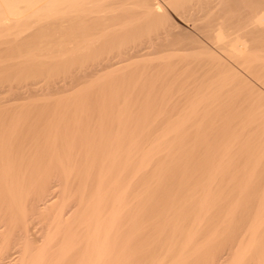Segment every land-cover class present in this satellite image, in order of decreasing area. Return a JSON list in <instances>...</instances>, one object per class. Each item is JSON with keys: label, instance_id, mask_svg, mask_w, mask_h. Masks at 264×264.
<instances>
[{"label": "bare ground", "instance_id": "6f19581e", "mask_svg": "<svg viewBox=\"0 0 264 264\" xmlns=\"http://www.w3.org/2000/svg\"><path fill=\"white\" fill-rule=\"evenodd\" d=\"M166 1H168L171 4L172 9L174 8L178 12L179 16L181 17V18L180 17L179 18L182 19V22H184L187 25L188 29L184 28L182 26H181L182 28L179 27V25H177L178 23L174 24L175 23L174 21H173L174 23L170 22L169 19H171V18H168L167 12L166 11H165L166 13L163 12V10L161 8L164 5L161 6V4L158 0H0V30L5 31V30H8L12 27H16V26H20V25L22 28L25 24L29 25V29L31 28V30L34 34L40 33V32L42 33V31H44V32L47 31L45 33H49L51 31L57 30V29H61V32H62V29H66V30L68 29L70 31V33H72L71 35H69L70 33L69 34L67 33L68 34L67 36H69L68 38H70V40L67 38L66 35H64V36H66V41L68 39L67 43L71 42V44L69 43L68 49L65 50L63 48L64 47L67 48L66 47L67 45L64 46V44H62V42H61V45H63V48L61 47V49L65 50V51L68 50L70 53H72V51L75 52L77 54V57L75 56V53H74V56L76 57L77 60L79 59L78 61H80V64H82L83 62H85V61L87 62L89 60L88 59L89 55H90V53L92 54V52L90 51V48L91 49L93 48L91 46L96 44V42L99 39L103 40V39H101V38H103L102 36H105L108 33L114 31L115 29L112 30L111 28H113L116 25H120L119 23H122L123 21L126 22V21H129L132 19V22H133L135 20L134 21L135 26H136L137 22L138 23H140V22L152 23L153 25H155V23H156L157 24L156 27H158L159 24H162V23L164 24V27H162L161 29H160L161 26L159 25L160 26L159 32L157 31L158 28H157V30H155L156 28L154 27L153 30H155L157 32H154V33L152 32V34L154 35L155 33H157V35L156 36L154 35L155 37L153 38V35L151 34L152 35L151 40L146 42V45H143L144 42L142 43V46H140L137 43L138 45H133L134 47L131 46L132 48L131 47H129V48L124 47L123 48V46H122L123 49H121V48L118 49V45H120V47H121V43H120L121 40L119 37L123 34L118 33L119 31L117 32L118 29L119 30L122 29L123 25H121V27H120L121 29L118 26H116V27H118V29L116 28V30L114 32L118 33V38L115 37V36H117L116 33H115L116 35H114V33H113L114 37L111 36V34L108 35L111 37V38L108 37L109 40H107L108 38L107 39L105 38L107 36L104 37L105 38L104 44L106 41H108L105 44V45H107V46H105V50L107 47L106 55H104V54H102L104 56L99 55V56H101L99 58L97 56L98 60H97V58H94L97 60V61L95 60V62H94V60L91 59L94 62V63H91L93 65L91 66V64L88 62L90 64L91 68L87 63L85 65V67L86 68L89 67L90 69H88V70L85 69L84 72L82 71L83 73H81L80 71H78L80 73L76 72L78 70L77 66H79V65H77L76 66L77 69L75 67L74 68L76 70L73 69L77 74L75 72H74L75 75H73L74 73L71 74L73 72V70H72V72L70 73L72 75V76L70 75L71 78L69 77V75L62 76V77H66V79H67V77H68V79L69 78L70 79L69 80L65 79V81L63 83H58V85L56 84L58 89L63 88L62 90L60 89L61 91H63L66 87H70L75 82L76 83L77 82L82 83L81 81H83V80L89 81V79H87V78H90V77L95 78L96 76L98 77L102 73V71H107V69L109 71V69H111L113 67L115 68V67L121 65L122 63L125 64L126 61H127L126 63H129L128 61L130 59H132L133 57L135 59L139 58V57H135V56H139V54L142 51V49L144 48V46H145V48L148 46L147 47L148 50L150 48V51H148V50L144 51L145 48L143 49V52H141V53H143L144 55L150 54V52L153 48H155V49L152 50V54L157 49L158 50L157 52L164 51L165 55H166L165 51L166 52L167 51L168 52L169 51H175V52L183 51V52H185L187 50L193 49V47L195 46L194 44H196V48H197V45H198L197 43L201 44L202 39H201V43L198 42V39H195L194 36L192 35L193 32L199 33V36H201V38L207 40L210 43L213 42V43H211V45L212 44H213V46L215 45L217 48L224 51V53H227L228 55L232 56L233 58L240 59L241 61L243 60L244 63H245V61H250L252 58H250L246 43L244 42V40H242V35L246 32L252 33V32L257 31V35L263 36V38H264V13L263 14L261 13V15H259L260 13L258 14V12L260 11L259 10L260 7H258L259 11L258 12L256 11L257 16H254V23L256 24V27H253L254 29L252 28V30H249L248 24H247V28H248L247 30H249V31H246L245 27L241 26L237 29V34L236 35L234 34L235 36H231V34H227V29H230L232 22H228L227 20L218 22L215 18L214 13L211 14V12L208 11L211 8L210 7V1L207 0L204 2L203 0H201L204 2V3H202L201 1L197 0V1H199V3H202V4H199V5L198 4H192L191 6H193V7H190V5L187 4L188 2H185V0H166ZM232 1H234V0H232ZM263 1L261 0L260 2H263ZM258 2L259 1H257V3ZM231 3H229V4H231ZM248 3L252 4L251 1ZM253 3H254V1H253ZM170 4H168V5L170 6ZM190 4H191V2H190ZM223 6L225 8V5H223ZM201 10L207 11L210 14L206 13V14H208V17L207 18L205 17L206 18L205 22H203L204 20L201 21V19H200V21L202 23L201 22L197 23L196 19H198V16H200V14H202ZM220 10H223V9H220ZM261 11L263 12L264 10H261ZM246 12L248 13V11H246ZM136 14H138V17L135 16ZM230 15H231V13H230ZM202 16H204V15H202ZM234 16H235V14H234ZM239 16L237 15V18L240 20ZM133 18H136V19H133ZM137 19H139V20H137ZM233 19H236V18H233ZM250 20H251V18H250ZM241 21H242V19L240 20V22ZM101 24H102V26L107 24V26L105 25L104 29L102 27H100V29H102V30L96 29V28H98L99 25L101 26ZM108 24H114V25L113 26L111 25L112 26L111 27ZM152 24H151V26H152ZM132 25H133V23H131V26ZM135 26H132V28H134ZM138 27L140 28V26H138ZM129 28H131V27L129 26ZM129 28H127V29L131 30V31L135 30V29H132V28L129 29ZM139 28H137V29L139 30ZM137 29H136V32L138 31ZM147 29H148V26H147ZM128 30L122 29L120 32L125 33V31H126L127 34L131 33V31H128ZM148 31H150V30H148ZM16 32L17 31H15V33ZM63 32H66V31H63ZM190 32H191V34H190ZM9 33H10V31H9ZM52 33H54V31ZM55 33H56V31H55ZM19 34L22 35V33H19ZM25 34H27V33L25 32ZM61 34H63V33H61ZM119 34H120V36H119ZM11 35H12V33H11ZM16 35H17V33H16ZM13 36H14V34H13ZM150 36H149V38H150ZM181 36H183V37L186 36V38H184V40H183V37H181ZM252 36H254V35H252ZM46 37H47V35H46ZM123 37H124V35H123ZM180 37L182 38L181 41H183V42L180 41ZM189 37H190V39H189ZM187 38L190 41H187ZM258 38H262V37H258ZM51 41H52V43L56 42V41L54 42V40H51ZM144 41H146V40H144ZM254 41H253V43H254ZM42 42L45 44L46 42L47 43L50 42V40L46 41V42H44V41H42ZM188 42L192 46H189ZM256 42L257 41H255V43ZM37 43H36V45L34 44L35 47H33V48H35V50H36L37 45H38L37 48H40V47L46 45V44L44 45L43 43H40V42H37ZM56 43H58V42H56ZM99 43H101V41ZM55 44H53V45H55ZM59 44L60 43H58L57 46L56 45L55 46L58 47ZM98 44H96V45L98 46ZM102 44H99V45L102 46ZM122 44H124V43H122ZM47 45L49 46L50 44L48 43ZM69 45H71V46L69 47ZM32 46H33V44H32ZM55 46H53V48ZM103 46H102V49H103ZM151 46H153V48ZM262 46H264V44ZM2 48H5V47L0 45V49H2ZM50 49H51V47H50ZM199 49H201V47H199ZM40 50H41V48H40ZM57 50H58V48L54 49V51H52V52L56 53ZM197 50H198V48H197ZM65 51H62V52H64V55L69 53L68 51H67V53ZM213 51H214V49H213ZM30 52H33L34 55H36L35 51H30ZM52 52H50V53H52ZM100 52H101V50H100ZM146 52H148V53H146ZM57 53L54 55L57 56ZM180 54H182V53H180ZM96 55H97V53L95 50V56L93 54L91 56L96 57ZM176 55H177V53H176ZM20 56H22V55H20ZM52 56H53V54H52ZM55 56H53V57L49 56V61L52 58L53 59L56 58ZM173 56H175V55H173ZM186 56H187V54H186ZM189 56H192V55H189ZM218 56L216 57L217 60H219ZM140 57H141V54H140ZM214 57H215V55H214ZM226 57H227V55H226ZM22 58H25V56ZM29 58H30V55H29ZM33 58H35V56H33ZM15 59H13V60L15 61ZM26 59H27V57H26ZM60 59H62V57ZM139 59H141V58H139ZM222 59L223 58H221L220 60H222ZM31 60H30V62H32ZM169 60H171V59H169ZM174 60H176V59H174ZM191 60H194V59H191ZM208 60H207V62H208ZM51 61H50V64H53V62L55 63V61H52V63H51ZM72 61H73V59H72ZM72 61H71V64H72ZM33 62H35V60ZM36 62H39V61H36ZM76 62L77 61L75 60V63ZM130 62H131V60H130ZM177 62H178V60H177ZM194 62H195V60L192 63L189 61H188V63H181L179 68L176 66L177 67L176 72L175 73L172 72L174 75L172 74V76H170V78L167 77V78H169V81L175 80L177 82V80H181L183 78V74H184L185 70L189 69L191 67V64L193 65ZM220 62L218 61V63H220ZM257 62H258V60H257ZM78 63H76V64H78ZM135 64H136V62H135ZM196 64H198V63H196ZM73 65H74V63H73ZM83 65H84V63H83ZM178 65H179V63H178ZM202 66H204V65H202ZM167 67H168V65H167ZM70 68L71 67H69V69ZM82 69H83V67H79V70H82ZM175 69H174V71H175ZM32 70H33V66H32ZM115 70H116V68H115ZM231 70H232V68H231ZM35 71L37 72L38 70H35ZM64 71L65 70H63V72ZM224 71H225V69H224ZM113 73H114V71H113ZM163 73H164V71H163ZM25 76H27V75H25ZM5 79H7L6 76H5ZM13 79H14V77H13ZM52 79H51V81H52ZM54 79H56V78H54ZM165 79H166V77H165ZM39 80H40V78H39ZM91 80H90V82H91ZM100 80L96 79V82L100 81ZM103 80H105V79H103ZM56 81L59 82V79ZM166 81H164V82H166ZM13 82L14 81H12V83ZM57 82H55V80H54L52 83L55 84ZM172 82H174V81H172ZM19 83H20V81H19ZM38 84H39V82H38ZM53 84L52 85L50 84V85L52 86V90H55L56 86L54 85L55 87H53ZM98 85H99V83H98ZM78 86L81 87V85H78ZM34 87H32V88H34ZM5 88L7 90V87H5ZM39 88H38V91L41 90ZM74 88H72V89H74ZM85 88H84V90H85ZM10 89H12V88H10ZM23 89H26V88H23ZM58 89H57L56 93L58 91H60ZM48 91H47V94H48ZM81 91H82V89H81ZM9 92H11V91H9ZM9 92H8V94H9ZM32 92H34V90H32ZM44 93H45V90H44ZM82 93H84V92H82ZM85 93H87V92H85ZM16 94H17V92H16ZM23 95L25 96L24 93H23ZM68 95L69 94L67 93V96ZM12 96H15V94ZM58 96L59 95H57V97ZM64 96H66V94ZM64 96H63V98H64ZM18 97H16V98L18 99ZM60 97H62V95ZM60 97H58V98H60ZM26 98H28V97H26ZM46 99H47V97H46ZM48 99H50V98H48ZM68 100H69V97H68ZM0 102H1V98H0ZM52 104H54V103H52ZM72 104H73V102H72ZM87 104H89V103H87ZM67 105H68V102H67ZM9 110H10V107H9ZM18 110H20V109H18ZM46 110H48V109H46ZM67 110L63 112L65 115L61 114L62 117L63 116L66 117V115L70 116V114H72L70 111H67ZM15 111H16V109H15ZM54 112H56V111H54ZM57 113H58V111H57ZM59 113H61V112H59ZM59 113L57 115L61 116V115H59ZM86 113H87V110H86ZM54 114H56V113H54ZM38 116H39V114H38ZM98 116L101 117L100 115H98ZM115 116H117V115H115ZM62 117H60V118H62ZM60 118L55 119L57 121L59 119L58 122L50 123V124H48V126L46 125L47 126L46 128H48V129H45L44 132L39 131V129H40L39 128L38 129L39 133L42 132V134H43L47 130L48 134L47 133H45V134H47L48 137L53 136L54 140L58 139L57 137L59 135L58 132L61 130L60 128L63 127L62 129H65L67 127V125H69L68 121H66L67 122L66 123L64 120V123H66V124H64L62 121L63 118H62V120H60ZM69 118H71V116ZM69 118L67 117V119H69ZM94 118L96 120V116ZM94 118H92L93 123H94ZM4 119H6V117ZM87 120H89V118H87L85 121H87ZM98 120H99V122H100V120H101V122H103L102 118L98 119V117H97V121ZM69 121H70V119H69ZM90 122H91V120L89 121V123L87 121V123L90 124V127H91ZM101 122H100V124H101ZM29 123H30V121H29ZM4 124L3 125L0 124V126L1 125L5 126ZM77 124L75 126H77ZM83 124H86V123L84 122ZM88 124H87V127H84L82 124H80L79 128L82 125L83 128L88 129L87 131H89L90 133H86L87 132L86 130L83 131L82 126H81V128H82L81 132H77V131L72 132L75 128H77V127H75V128L73 127V129H71V132L67 131L66 134L64 135V138H62L61 141L59 140L60 144H58V146L59 145L60 146L59 147L57 146L58 149L53 148L54 150H52V151L50 150V154H48L46 156V158H44L45 160L43 159V161H41V163L39 162V163H35V164L34 163L29 164L31 166L30 167L27 166L26 167L27 169L26 168L24 169L23 168L24 166L18 165L21 163V161H20V163L17 162L18 164H16V163L11 164L8 161V159L10 157H12L13 155L15 156V154L20 152L19 150L22 147L20 143L17 144L18 142L14 141L16 144L15 145L16 147H12V146L9 147L8 146V148H4V146H0V201H1L0 209H3V211L7 215L10 212L11 217H10V219L7 220L8 223H10V224L13 223L12 224V226H13L15 224V221H16L21 226V232L18 235H15V237L12 238L13 240L11 239V236H9L10 239L9 238H3L4 236L0 237V264H264V180H253V179L248 178V180H246L244 182L241 181L242 183L239 181V183L237 184V182L231 183L230 180L229 181L225 180V178H224V181H220V182L215 183V182H212L213 178H212V180H209V178H208V182L207 181L206 182L205 181L204 182H202V181L198 182L195 180L196 183H193V184L191 183L193 181H190V184H188L190 179L188 180V183L187 182L185 183V181H183V180H181V181L177 180V182L180 181L179 183H181V182L185 183V184L184 183L179 184V183L175 182L174 178H173L174 180L173 181L171 180V182H170L169 178L165 177L166 179L169 180L170 183H173V184L176 183V185H173V184L169 185L170 183L167 180V182L169 184H167V185L165 184V185L168 186V188H169L168 189V188H166V186L164 184L162 185L161 183L158 182V179H157L158 176L157 177L152 176L153 184H151L152 183V181L150 180L151 178L149 179V181H151V183H149V181L145 182L144 180L146 178L143 180L145 183H143L142 177H141L142 175L140 176V174H143V176H144L145 172H147V174H148L149 170H151V172L153 174V171H156V169H157L155 167V165H157L156 163H159L158 160H159L160 156L159 157L157 156L158 160L156 157H154V158H156L155 164H154V158H153V154H154L153 151L157 150V148L155 147L154 150H152L151 148H145V149L139 150V152H137L138 151L137 149H136V151H134V149L130 148V147H128L127 149L125 148L123 150V148H121L122 147L121 141L123 140L122 138H119L116 135H115L116 137H114V136L109 137L112 134H110V135H108V137L104 138V134H105L104 132L107 131L108 129L104 131L103 130L104 128H102L103 125L100 126V124L97 122V124L100 127H98V125L96 123H95V125L92 124V127L94 125V126H97L96 128H99L98 129L99 133L98 132L96 133V131H95V133L97 135H99V139L97 140L96 134L89 130ZM119 125H121V124H119ZM71 126H72V124H71ZM7 127H8V125H7ZM31 127H32V125H31ZM92 127L90 128L91 130H93ZM28 128H30V126H28L26 129H28ZM79 128H77V129L79 130ZM81 128H80V130H81ZM93 128H95V127H93ZM108 128H109V130H113V129L117 128V125L115 123H111L110 126H108ZM119 128H120V126H119ZM14 129H15V127H14ZM26 129L25 130L23 129V131H20L23 136H24L23 132H25ZM31 129L34 130L36 128H31ZM42 129H40V130H42ZM124 129H126L125 126H124ZM10 130H12V129H10ZM48 130H49V132H48ZM65 130H68V129L66 128ZM65 130H64V132H65ZM15 131H16V129H15ZM29 131H31V130H29ZM29 131H27V133L26 132L25 133L29 134L28 133ZM34 131L36 133L37 129ZM12 132H10V135L14 133V132L13 133ZM108 132L110 133V131H108ZM1 133H2L3 138H4L5 133L3 134L2 129L0 128V134ZM39 133L37 132V134H39ZM159 133H161V132H159ZM8 134H9V132H8ZM41 135H39V136L41 137ZM159 135L160 134H158V136ZM26 136H28V135H26ZM162 136H163V133H162ZM165 137H167V136L164 133L163 138H165ZM12 138H13V136H12ZM25 138H23V139H25ZM131 138H132V135H131ZM194 138H196V137H194ZM59 139H61V138H59ZM147 140H148V138H147ZM21 141H22V139H21ZM21 141H19V142H21ZM56 141H58V140H56ZM140 141L142 142V139ZM175 141L176 140H174V142ZM27 142H28V140H27ZM136 142H137V140H136ZM159 142H158V145H159ZM24 143H25V141H24ZM55 143H53V144L55 145ZM129 143H131V142H129ZM9 144H11V142ZM46 144L47 143H45V145ZM72 144H73V146H75L74 151H76L78 149L77 153L72 151V149L74 147L72 149L70 148V147H72ZM133 144H137V143H133ZM94 145H97V149H96V147H95V149H93ZM145 145L142 144V146H145ZM154 145H152V146H154ZM158 145H156V146L158 147ZM163 145H164V143H163ZM165 145H166V143H165ZM175 145H176V143H175ZM175 145H173V146H175ZM230 145H232V144H230ZM36 146H37V144H36ZM40 146L42 147V145H40ZM138 146H140V144ZM27 147H29V146H27ZM76 147H77V149H76ZM152 148H154V147H152ZM167 148H168V146H167ZM40 149H43V148H40ZM162 149H163V147H162ZM182 149H184V148H182ZM83 152H84V154L82 155ZM133 152H137V153H133ZM154 152H157V151H154ZM162 152H164V150ZM78 153H80L79 155H81L82 160H85V161H83L85 163L82 164V162L80 160H78L77 155H75ZM158 153L160 154L159 151L157 152V155H159ZM19 155H21V154H19ZM45 155H44V157H45ZM154 155H156V154H154ZM211 155H213V154H211ZM73 156H74V158L76 157L75 158L76 160L73 159ZM83 156H85V159H83ZM165 156H164V158H165ZM15 157H14V159H15ZM29 157H30V155H29ZM78 157H80V156H78ZM258 157H260V156H258ZM81 158H79V159H81ZM176 158L178 159V157H176ZM71 159H73L74 161L78 160L77 162L80 161V163L82 165H80V166L78 165V167H74L75 164L71 163ZM174 160H175V158H174ZM152 161H153V166L151 164ZM185 161H187V160H184V162ZM77 162H75V163L77 164ZM212 162H214V161H212ZM150 165L152 166V168ZM160 165H161V163H160ZM160 165L158 166V169H159ZM220 165H222V164H220ZM148 166H150V169L148 171H145L146 170L145 168ZM175 166H177V165H175ZM210 166L211 165H209V167ZM153 167L155 168V170ZM216 168H218V166ZM219 168H222V167L219 166ZM164 169H163V172H164ZM168 169H170V168L168 167ZM252 169H254V168H252ZM53 171L55 173L57 171L58 179L56 178V176L55 177L52 176L53 174L51 175V173ZM142 172H144V173H142ZM156 173H157V171L153 175H155ZM181 173L183 175H184V173L186 174L185 171H184V173L183 172H181ZM215 173L216 172H214V174ZM254 173L255 172H252V174H254ZM165 174H166V172H165ZM210 174H212V173H210ZM210 174L208 176H211ZM49 175L51 177H49ZM139 176L141 179H139ZM223 176H225V175H223ZM159 177H160V175H159ZM213 177H215V176H213ZM220 177H222L221 174H220ZM249 177L251 178V176H249ZM49 179L52 181V182H50L51 185L49 184L50 185V187H49V185L46 184L47 188L49 187L48 188L49 190L47 192H44V190L46 188V186L44 187V184H45V182L50 181ZM153 179L156 180V183ZM139 180L142 183L138 182ZM147 180H148V177H147ZM165 181H162V182L166 183ZM209 181H211V182H209ZM60 182H61V184L63 183V185H64V188L62 186L63 192L60 189L57 190V185H60ZM139 183H141L140 187H138ZM170 186L173 188H170ZM35 187H37V191H36L37 194L34 191H32V189L34 190ZM237 188H240L241 190H238ZM235 189H237V190H235ZM233 190H235V192L238 191L239 193L237 192L236 194H234V193L231 194V191H233ZM31 191H32V193L35 194L34 197H32ZM244 191H246V192L244 193ZM30 198H31V200H30ZM3 211L1 210V212H3ZM7 211H8V213H6ZM1 214H3V213H1ZM4 221H6V220H4ZM4 224H3V222L0 224V234L2 232L1 229L4 228L3 227ZM15 225H17V224H15ZM6 228H7V226H6ZM11 233H14V232L11 231ZM11 233H9V234H11Z\"/></svg>", "mask_w": 264, "mask_h": 264}, {"label": "rangeland", "instance_id": "374dc122", "mask_svg": "<svg viewBox=\"0 0 264 264\" xmlns=\"http://www.w3.org/2000/svg\"><path fill=\"white\" fill-rule=\"evenodd\" d=\"M158 1L160 2L161 6L164 5L161 8H162L163 12H165V11L167 12L168 18H171V19H169L170 22L174 21L175 23L174 22L173 23L174 24L178 23L177 25H179V27L182 26L184 28H187V25L184 22H182V19H180L181 17L179 16L178 12L174 8L172 9L171 4L168 1H166V0H158ZM199 1H201V0H199ZM199 1H197V0H185V2H188L187 4H189L190 7H193V6H191L192 4H198L199 5V4L204 3L207 0H203L204 2L201 1L202 3H199ZM208 1H210V7L212 8V9L210 8L211 10L209 9L208 11H210L211 14L214 13L215 18L218 22L226 21V20L228 22H232V25L230 24L231 25L230 29H227V34H231V36H235L237 34V29L241 26L245 27L246 31L252 30L253 27H256V24L254 23V16H257V12L259 10H260L258 12V14L260 13L259 15H261V13L262 14L264 13V11L263 12L261 11V10H264V3H263L264 1L263 0H262L263 2H260L261 0H249V1L248 0H237V1L236 0H234V1H232V0H228V1L227 0L226 1L225 0L224 1L223 0H215V1L214 0H208ZM250 1L252 2V4L248 3ZM253 1H254V3H253ZM257 1H259V2L257 3ZM190 2H191V4H190ZM229 3H231V4H229ZM168 4H170V6ZM223 5H225V8ZM258 7H260L259 10H258ZM220 9H223V10H220ZM246 11H248V13ZM206 13L210 14L207 11H202V14H200V16H198V19H196L197 23H200L202 20H204L203 22L206 21L205 19L208 17V14H206ZM230 13L232 16L230 15ZM234 14H235V16H234ZM202 15H204V16H202ZM237 15L238 16L240 15L239 18H240V20L242 19L241 22L237 18ZM135 16L138 17V14H136ZM233 18H236V19H233ZM250 18H251V20H250ZM133 19H136V18H133ZM200 19H201V21H200ZM137 20H139V19H137ZM134 21L132 22V19L129 21H126V22L123 21L122 22L123 24L119 23L120 25H116V26H118L120 28L121 25H123L122 29L128 30L127 28H129V26L131 28H132V26H135ZM131 23H133L132 26H131ZM144 23L145 22H140V23L137 22L136 23V26L134 28H132V29H135L134 31L136 32V29L139 28L138 26H140L139 30L137 29L138 31L136 33L134 31L128 30V31H131V33L127 34L125 31V33H126L125 34L124 32L123 33L120 32L122 30L121 28H120L121 30H119L118 27H116V26L111 28L112 30L113 29L116 30V28H117L118 29L117 32L119 31L118 33L124 35V37H123V35L120 36V34H119V36H120L119 38L121 40V42H120L121 47H120V45H118V49H120V48L123 49L124 47L129 48L131 46L134 47L133 45H138V44L140 46H142L143 42H144L143 45H146V42L151 40V37L153 35L152 32L153 33L157 32V31L159 32V30L162 27H164L163 23H162L163 25L159 24L161 27L159 25H158V27H156V25H157L156 23H155V25H153L152 23H145V24ZM114 24H108V25L113 26ZM151 24H152V26H151ZM247 24H248L249 30H247L248 29ZM27 25L26 24L24 26L22 25L23 26L22 28L20 25V26H16L17 28L12 27V28L5 30V31L0 30V45L5 47V48H2L3 50L0 49V64H1L0 65V72H1L0 73V78H1L0 79V98H1V102H0V121L1 122H0V124L3 125L5 123L4 124L5 126H2V125H1L2 127L0 126L3 134L5 133L4 138H3L2 133L0 134V146H4V148H8V146L9 147L10 146L16 147L15 146L16 141L18 142L17 144L20 143L22 146L19 150L20 152H18L21 155H19L17 153L18 155L15 154L16 157L13 155L12 156L13 158L10 157L8 159V161L11 164H15V163L18 164L21 161V163L18 165L24 166L23 168L25 169L27 166H29V167L31 166L29 164H33V163L35 164V163H39V162L41 163V161H43V159L46 158V156L48 154H50V150L51 151L54 150L53 148L58 149L57 146H58V144H60V141L62 140V138H64V135L66 134L67 131L71 132V129H73V127L79 128L80 124H82L84 127H87V124L89 123L90 120H91V122H90L91 127H92V124L95 125V123L97 124V122L100 124L101 120H100V122H99V120L97 121V117H98V119L99 118L103 119L102 120L103 122H101V124H100V126L103 125L102 126V128H104L103 130L105 131L108 129L107 131L104 132L105 133L104 138L108 137V135H110V134H112V135L109 137L118 136L119 138H122L123 140L122 141L120 140V141H121V145H122L121 148H123V150L125 148L127 149L128 147H130V148H133L134 151H136V149H137L138 150L137 152H139V150H141V149L151 148L152 150H154L156 147L157 150H154V151L160 152V154L158 153L159 155H157V152L153 151V153L156 154V155L153 154V158L156 157L158 160V157L160 156L159 160H158L159 163H156L157 165H155V167L157 168L156 169L157 173L155 175H153L156 171L152 170L153 171V174H152L151 170H149L151 165L148 166L149 168L146 167L145 171H148V170L149 171H148V174H147V172L144 171L145 172L144 176H143V174H140V176L142 175L141 176L142 181L145 178H146L144 180L145 182H148L150 178H151L150 180L152 181V176L153 177H157V176L159 177V175H160V177L159 178L157 177V179H158V182L161 183L162 185L163 184L167 185L171 182V180L173 181L174 179H175L176 183H179L181 180L185 181V183L186 182L188 183V180L190 179L188 184H190V181H193V182H191L192 184L196 183V181H198V182H201V181L206 182L207 181L208 182V178H209V180H212V178H213L212 182H215V183L220 182V181H224V178H225V180H228V181L230 180L231 183L237 182V184L239 183V181L244 182V181L248 180V178L253 179V180H264V46H262L264 44V38H263V36L257 35V31L252 32V33L246 32L242 35V40H244V42L246 43L248 53L250 55V58H252L250 61H245V63L243 62V60L241 61L240 59L233 58L232 56L228 55L227 53H224V51L220 50L219 48H217L214 45L216 47L215 48L213 46V44L211 45V43H213V42L210 43L207 40L201 38V36H199V33L193 32L194 34L192 33V35L194 36L195 39H198V42L201 43V39H202L201 44L197 43L198 44L197 45L198 50L196 48V44H194L195 46L193 47V49L187 50L185 52H183V51H181V52H175V51H169L168 52L167 51L166 52L165 51V53H166V55H165L164 51L157 52L158 50L156 49L155 50L156 53L154 52L152 54V50H154L155 48H153V46H151L153 49L151 48L152 50H151L150 54L144 55L143 53H141V52H143V49L145 48V46H144V48L140 52L141 57H140V54H139V56H135V57H139L141 59H139V58L135 59L133 57L134 59L133 58L130 59L131 62L129 60L128 61L129 63H126L127 62L126 61L125 64L122 63L121 65L115 67L116 70L113 67V68L109 69L110 72L107 69V71H102V73L98 77L96 76L95 78L94 77L87 78V79H89V81L83 80L84 82L83 81H81L82 83L77 82L78 84L75 82L71 86L69 85L70 87H66L63 90L64 91L63 92V91H61L63 88L62 89L60 88L61 89L60 90L56 86V84L58 85V83H63L65 81L66 77H62V76L69 75V77L71 78V76H72L71 74H73L75 72L74 70H76L77 67H78V70L76 71L77 73H80V72L83 73L85 71V69H87V70L90 69L91 66L93 65L91 63H94L96 60L94 58H97V56L99 58L101 56L106 55V53H107V51H106L107 47L105 50V46H107V45H105V44L108 41H106L104 44V41H105L104 39L105 38L107 39L108 37L111 38L110 36H108L110 34L113 37H114V35L117 34V36H115V37L118 38V33L114 32L115 30L108 33L107 35H105L106 34L105 33L104 35L107 37L102 36L103 38H101V39H103V40L99 39L101 41V43H99L100 42L99 40L96 42V44H98V43L102 44L103 43L102 44V46L104 45L103 49H102V46H100L99 44H98V46L96 44H94L96 47L94 45L91 46L96 50L97 55H96V57H94L95 56V50L93 48L92 49L90 48V51L92 52V54L94 56H91L92 54L90 53L89 58H88L89 60L87 59L88 61L87 62L85 61L86 63L83 62L84 63V65H83V63L80 64V61H78L79 59L78 60L76 59L77 54L75 52L72 51V53H70L67 50L69 52V53H67V51H65L66 49H68V44L69 43L71 44V42L67 43L68 39L70 40V38H68L69 36H67L70 33V31L68 29H67L68 31L66 29H62V32H61V29H57V30H53L54 33H52L53 31H51V32L48 31L49 33H45L47 31H45V32L42 31V33L40 32V33L34 34L31 30V28L29 29V25L28 26ZM105 25L107 26V24H105ZM104 26H102V24H101V26L99 25L98 28H96V29L99 30L100 27H102L104 29L105 28ZM147 26H148V29H147ZM154 27L156 28L155 30H157V28H158V30L157 31L153 30ZM159 27H160V29H159ZM131 28H129V29H131ZM100 30H102V29H100ZM148 30H150V31H148ZM9 31H10V33H9ZM15 31H17L16 32L17 35H16ZM55 31H56V33H55ZM63 31H66V32H63ZM18 32L22 33V35L19 34ZM25 32L27 34H25ZM11 33H12V35H11ZM61 33H63V34H61ZM113 33H114V35H113ZM13 34H14V36H13ZM71 34L72 33H70L69 35H71ZM190 34H191V32H190ZM251 34L254 35L255 37L252 36ZM46 35H47V37H46ZM64 35L67 36V38H68L67 41H66V36H64ZM148 35L149 36L151 35L150 38ZM154 35L156 36L157 33H155ZM154 35H153V38L155 37ZM256 35L258 37H262V38H258ZM183 36H181V37H183ZM181 37H180V41L182 40ZM109 38L107 40H109ZM184 38H186V36L183 37V40H184ZM189 39H190V37H189ZM189 39L187 38V41H190ZM253 39L257 42L255 43V41ZM45 40L46 41L50 40V42H48L50 44L49 46L47 45L48 43ZM51 40H54V42L56 41V42L60 43L58 45V47H56L58 43H56V42H55L56 44L52 43ZM144 40H146V41H144ZM42 41L46 42L45 43L46 45ZM253 41H254V43H253ZM37 42L43 43L45 46L40 47L41 48V50H40V48H37V46H38L37 45L36 50H35V48H33V47H35L34 44L36 45ZM61 42H62V44H64V46L67 45L66 46L67 48H65V47L63 48V45H61ZM181 42H183V41H181ZM122 43H124V44H122ZM32 44H33V46H32ZM51 44L52 45L55 44L56 46L53 45V46H55L53 48V46ZM188 44H189V42H188ZM70 46L71 45H69V47ZM122 46H123V48H122ZM189 46H192V45L189 44ZM46 47L47 48L49 47V48L47 49ZM50 47H51V49H50ZM61 47L65 50H62ZM147 47L145 48L146 50L144 49V51L148 50ZM199 47H201V49H199ZM57 48H58V50H57L58 53L55 51L57 53V56H55L54 54H56V53H54L52 51H54V49H57ZM213 49H214V51H213ZM100 50L102 53L100 52ZM30 51H35L36 55H34V53L30 52ZM62 51H65L67 54L65 53L66 55H64V52H62ZM148 51H150V48ZM50 52H52V53H50ZM27 53L30 55V58H29V55ZM74 53H75L76 57L74 56ZM146 53H148V52H146ZM176 53L178 56L176 55ZM180 53H182V54H180ZM52 54L56 58L50 59V61L51 60L55 61V63L53 62V64H50L49 56L53 57ZM102 54H104V55H102ZM186 54H187V56H186ZM20 55H22V56H20ZM99 55H101V56H99ZM173 55H175V56H173ZM189 55H192V56H189ZM214 55H215V57H214ZM226 55H227V57H226ZM24 56H25V58H22ZM33 56H35V58H33ZM217 56H218L219 60H217V58H216ZM26 57H27V59H26ZM61 57H62V59H60ZM12 58L13 59L16 58L15 61ZM98 58H97V60H98ZM221 58H223V59L220 60ZM29 59L30 60L32 59L31 60L32 62H30ZM72 59H73V61H72ZM91 59L94 60V62ZM167 59L168 60L171 59V60L168 61ZM174 59H176V60H174ZM191 59H194L195 62L198 64H196L195 62H194L195 64L194 63H193V65L191 64V67L189 69L185 70V72L183 74V78L181 80H177V82L175 80L169 81L170 76H172V74L176 72L177 67L179 68L181 63H188V61L192 63L194 60H191ZM34 60H35V62H33ZM75 60L77 61L76 63H78V62L79 63L76 64ZM177 60H178V62H177ZM207 60H208V62H207ZM257 60H258V62H257ZM36 61H39V62H36ZM52 61H51V63H52ZM71 61H72V64H71ZM218 61L219 62L221 61V62L218 63ZM88 62L91 64V66ZM135 62H136V64H135ZM73 63H74V65H73ZM87 63L90 66V68L85 67V65ZM178 63H179V65H178ZM31 65L33 66V70H32ZM77 65H79V66H77ZM167 65H168V67H167ZM202 65H204V66H202ZM69 67H71L72 69L71 68L69 69ZM79 67H83V69L79 70ZM231 68H232V70H231ZM34 69L38 70V71L36 72ZM174 69H175V71H174ZM224 69H225V71H224ZM63 70H65V71L63 72ZM72 70H73V72H72ZM78 71H80V72H78ZM113 71H114V73H113ZM163 71H164V73H163ZM75 73L73 75H75ZM25 75H27V76H25ZM5 76L7 79H5ZM164 76L166 77V79ZM13 77H14V79H13ZM167 77H169V78H167ZM39 78H40V80H39ZM52 78L53 79L56 78V79H54L55 82H57L56 80L59 79V82L53 84L52 82L54 80ZM51 79H52V81H51ZM69 79L67 77L66 80H69ZM96 79L97 80L101 79V80L96 82ZM103 79H105V80H103ZM90 80H91V82H90ZM12 81H14V82L12 83ZM19 81H20V83H19ZM164 81H166V82H164ZM172 81H174V82H172ZM38 82H39V84H38ZM114 82L115 83L117 82V83L115 84ZM98 83H99V85H98ZM50 84L51 85L53 84V87L56 86V89L54 88L55 90H52V86ZM78 85H81L82 88ZM31 86L32 87L35 86L34 87L35 89L32 88ZM5 87H7L8 91L6 90ZM10 88H12V89H10ZM23 88H26V89H23ZM38 88L41 90L38 91ZM72 88H74V89H72ZM84 88H85V90H84ZM57 89L60 91H58L56 93ZM81 89H82V91H81ZM32 90H34V92H32ZM44 90H45V93H44ZM9 91H11V92H9ZM47 91H48V94H47ZM8 92H9V94H8ZM16 92H17V94H16ZM22 92L28 98H26ZM82 92H84V93H82ZM85 92H87V93H85ZM67 93L69 94L68 96H67ZM14 94H15V96H12ZM65 94H66V96H64ZM57 95H59L58 97H60L62 95V97L58 98ZM63 96H64V98H63ZM16 97H18V99ZM46 97H47V99L48 98H50V99L47 100ZM68 97H69V100H68ZM67 102H68V105H67ZM72 102H73V104H72ZM52 103H54V104H52ZM87 103H89V104H87ZM9 107H10V110H9ZM45 108L48 110H46ZM15 109H16V111H15ZM18 109H20V110H18ZM53 110L56 112H54ZM66 110L70 111L72 113V114H70L71 118H69L70 116H68V115H66V117H64V116L62 117L61 114L65 115L63 112ZM86 110H87V113H86ZM57 111H58V113L61 112V113H59V115H61V116L57 115L58 114ZM54 113H56V114H54ZM38 114H39V116H38ZM98 115H100L101 117H99ZM115 115H117V116H115ZM90 116L92 118H94L96 116V120L94 118V123L92 122L93 119ZM5 117H6V119H4ZM60 117H62L63 120ZM67 117L70 119L71 122L69 121V119H67ZM57 118H60V120H62L63 123H64V120H65V122L68 121V124H69L66 127L68 130H65L66 129L65 127H64L65 129H62L63 127L60 128L63 132L61 130L58 132V134H59L57 137L58 139H56L58 141L54 140L53 136L48 137L47 136V134H48L47 130L45 132L47 134H45V133L42 134V132L39 133V131L44 132L45 129H48V128H46L48 126V124L58 122L59 119H58V121L55 120ZM87 118H89V120H87L88 123H87V121H85ZM29 121H30V123H29ZM84 122L86 124H83ZM66 123H64V124H66ZM75 123L76 124L78 123L77 126H75L76 125ZM111 123H115L117 125V128L113 129V130H109L108 126H110ZM71 124H72V126H71ZM119 124H121V125H119ZM7 125H8V127H7ZM31 125H32V127H31ZM88 125H89V130L91 132H94V133H95V131H96V133L98 132L99 128H96L97 126L93 125V127H95V128L92 127L93 130H91L90 124H88ZM28 126H30V128L26 129ZM81 126H80V128H81ZM83 126H82V128H83ZM100 126L98 125V127H100ZM119 126H120V128H119ZM124 126L126 129H124ZM14 127H15L16 131H15ZM31 128H36L37 132L39 134H37V132L35 133L34 130H36V129L33 130ZM39 128L40 129L43 128L44 130L43 129L40 130ZM77 128H75L76 130L74 129L72 132H74V131L81 132L82 131V128H81V130H80V128H79V130ZM10 129H12V130H10ZM23 129L24 130L26 129V131H25L26 133H27V131L31 130L28 132L29 134H26L25 132H23V134L26 138L20 132V131H23ZM38 129H39V131H38ZM64 130H65V132H64ZM85 130L87 131L88 129L83 128V131H85ZM108 131H110V133ZM8 132H9V134H8ZM10 132L13 133V134H11L13 136V138L10 135ZM48 132H49V130H48ZM159 132H161V133H159ZM86 133H90V132L87 131ZM162 133H163V136L165 133V135L167 137L163 138ZM25 134L28 136H26ZM158 134H160V135L158 136ZM39 135H41V137ZM131 135H132V138H131ZM36 137L37 138L39 137V138L37 139ZM194 137H196V138H194ZM23 138H25V139H23ZM59 138H61V139H59ZM96 138L98 140L99 135L96 134ZM147 138H148V140H147ZM21 139H22V141H21ZM141 139H142V142L140 141ZM27 140H28V142H27ZM136 140H137V142H136ZM174 140H176V141L174 142ZM19 141H21V142H19ZM24 141H25V143H24ZM10 142H11V144H9ZM129 142H131V143H129ZM158 142H159V145H158ZM45 143H47L48 145L47 144L45 145ZM53 143H55V145ZM133 143H137V144H133ZM138 143L140 144V146H138L139 145ZM163 143H164V145H163ZM165 143H166V145H165ZM175 143H176V145H175ZM36 144H37V146H36ZM142 144L143 145L146 144V145L142 146ZM151 144L152 145L155 144V145L152 146ZM230 144H232V145H230ZM40 145H42V147ZM156 145H158V147ZM173 145H175V146H173ZM27 146H29V147H27ZM167 146H168V148H167ZM95 147L97 149V145H94L93 149H95ZM152 147H154V148H152ZM162 147H163V149H162ZM40 148H43V149H40ZM70 148L71 149L73 148L72 151L75 150V146H73V144H72V147H70ZM182 148H184V149H182ZM76 149H77V147H76ZM163 150H164V152H162ZM77 151H78V149L74 152L77 153ZM137 152H133V153H137ZM79 154L80 153L75 154V155H77L78 160H80L82 162V164L85 163V162H83L85 160H82L81 155H79ZM83 154H84V152L82 153V155ZM211 154H213V155H211ZM29 155H30V157H29ZM44 155H45V157H44ZM78 156H80V157H78ZM164 156H165V158H164ZM258 156H260V157H258ZM14 157H15V159H14ZM173 157L175 158V160ZM176 157H178V159ZM75 158L73 156L74 160H76ZM79 158H81V159H79ZM156 158H154V164H155ZM73 159H71V163L75 164V166L73 165L74 167H78V165L79 166L82 165L80 163V161L77 162L78 160L74 161ZM83 159H85V156H83ZM184 160H187V161H185L186 163L184 162ZM212 161H214V162H212ZM75 162H77V164ZM160 163H161V165H160ZM151 164L153 166V161ZM158 164L160 165L159 169H158V166H159ZM208 164L211 166L209 167ZM220 164H222V165H220ZM175 165H177V166H175ZM152 166H151V168H152ZM217 166H218V168H216ZM219 166H221L222 168H219ZM168 167L170 169H168ZM252 168H254V169H252ZM163 169H164V172H163ZM154 170H155V168H154ZM184 171L186 172V174L184 173ZM144 172H142V173H144ZM165 172L167 175L165 174ZM181 172H183L184 175ZM214 172H216V173L214 174ZM252 172H255V173L252 174ZM210 173H212V174H210ZM209 174L211 176H208ZM220 174L222 175V177H220ZM51 175L54 177L56 176V178L58 179L57 171H56V173L53 171L51 173ZM223 175H225V176H223ZM140 176H139V179H141ZM213 176H215V177H213ZM249 176H251V178ZM49 177H51V176L49 175ZM147 177H148V180H147ZM165 177L169 178L170 182ZM153 180L156 183V180L155 179H153ZM167 180L169 183L167 182ZM177 180H180V181L177 182ZM144 181H143V183H145ZM151 181H149V183H151ZM162 181H165L166 183H164ZM50 182H52V181L50 180V181L45 182L44 187L46 186V188H45L44 192H47L49 190L48 188L51 185ZM138 182H141V181L139 180ZM209 182H211V181H209ZM141 183H139L138 184L139 186L138 185L137 186L140 187ZM176 183L175 184L170 183L169 185H171V184L176 185ZM183 183L184 182H181L179 184H183ZM46 184H48V185L50 184L48 188H47ZM151 184H153V181ZM62 186L64 188L63 183L61 184V182H60V185H57V190L60 189L63 192ZM166 188H168V186H166ZM170 188H173V187L170 186ZM237 189L241 190L240 188H237ZM237 189H235V190H237ZM235 190L231 191V194L232 193L236 194L238 192V191L235 192ZM32 191H34L37 194V192H36L37 187H35L34 190L32 189ZM32 191H31V195H32V197H34L35 194L32 193ZM245 192L246 191H244V193ZM31 198H30V200H31ZM0 203H1V201H0ZM1 210L3 211V209H0V214L1 213H3V214L0 215V224L2 222H3V224L4 223L5 224L3 226L4 228L1 229V231L3 233L1 232L0 237L4 236L3 238H9V236H11V239H12L15 237V235H18L21 232V226L16 221H15V224H17V225L14 224L12 226L13 223L12 224L8 223L7 220L10 219V217H11L10 212L8 213V211H7L6 212V213H8V215H7V214H5L4 211L1 212ZM4 220H6V221H4ZM6 226H7V228H6ZM11 231L14 233H11ZM8 232L11 234H9Z\"/></svg>", "mask_w": 264, "mask_h": 264}]
</instances>
